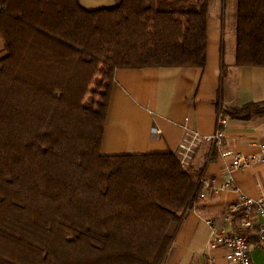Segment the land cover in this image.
<instances>
[{"label":"trees","instance_id":"obj_1","mask_svg":"<svg viewBox=\"0 0 264 264\" xmlns=\"http://www.w3.org/2000/svg\"><path fill=\"white\" fill-rule=\"evenodd\" d=\"M212 1L0 0V264H164L201 181L173 153L102 155L111 89L204 67ZM235 7V65L264 68V0Z\"/></svg>","mask_w":264,"mask_h":264},{"label":"crops","instance_id":"obj_2","mask_svg":"<svg viewBox=\"0 0 264 264\" xmlns=\"http://www.w3.org/2000/svg\"><path fill=\"white\" fill-rule=\"evenodd\" d=\"M79 1L88 11L115 6V0ZM224 2H211L204 67L118 69L114 74L102 155L173 153L181 161L187 151L184 166L199 181L205 178L209 183L208 187L200 185L198 199L184 213L164 264H229L225 248L210 250L209 221L229 232L246 233L253 247V263L264 264L260 254L254 257L255 251L264 249V245L255 244L256 227L240 228V214H234L230 223L226 221L242 194L254 200L264 196V162L258 160L263 156L264 114L234 119L227 113L264 101V68L237 67L236 53L227 55L223 47L228 32L223 30ZM4 55L0 36V58ZM224 111L229 117L226 139L216 148L201 138L215 132L219 113ZM228 151L257 160L234 173L233 189L222 190L224 171L232 162L222 157Z\"/></svg>","mask_w":264,"mask_h":264},{"label":"built area","instance_id":"obj_3","mask_svg":"<svg viewBox=\"0 0 264 264\" xmlns=\"http://www.w3.org/2000/svg\"><path fill=\"white\" fill-rule=\"evenodd\" d=\"M3 6L0 5V15L2 13ZM229 125V117L220 112L217 120V126L215 132L210 136H204V141L212 144L216 148H221L226 139V128ZM157 132V131H156ZM158 133V132H157ZM195 139L200 137L198 134H194ZM188 150V148H184ZM263 156L258 160L264 162V144L261 145ZM188 152H184L181 155V163L185 165ZM223 158H230L231 164L226 168L223 174V180L221 184L222 190L233 189L234 185V173L236 171H242L251 166V164L257 160L256 157H246L241 154L234 153L232 151L222 153ZM201 184L209 186L207 179H201ZM204 197V194L201 195ZM234 214L242 215L240 221V228L247 229L256 227L257 233V246L264 245V196L259 200H254L245 195H241L237 204L233 205L229 214L226 215V221L231 222V217ZM212 227V241L210 244L211 252H215L218 248H225L226 260L229 264H254L252 259V244L247 234L240 232H229L214 225L213 221H209ZM212 262L214 260H211Z\"/></svg>","mask_w":264,"mask_h":264},{"label":"rangeland","instance_id":"obj_4","mask_svg":"<svg viewBox=\"0 0 264 264\" xmlns=\"http://www.w3.org/2000/svg\"><path fill=\"white\" fill-rule=\"evenodd\" d=\"M236 0H225L224 2V28L223 30H227L225 41L223 44L224 50L229 56L232 52L236 53ZM245 234V233H243ZM260 254L262 260L264 261V249H260L254 252V257Z\"/></svg>","mask_w":264,"mask_h":264}]
</instances>
